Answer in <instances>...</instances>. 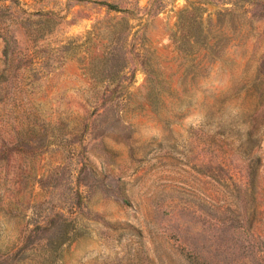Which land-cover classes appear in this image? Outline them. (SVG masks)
<instances>
[{"label": "rangeland", "instance_id": "obj_1", "mask_svg": "<svg viewBox=\"0 0 264 264\" xmlns=\"http://www.w3.org/2000/svg\"><path fill=\"white\" fill-rule=\"evenodd\" d=\"M0 264H264V0H0Z\"/></svg>", "mask_w": 264, "mask_h": 264}, {"label": "trees", "instance_id": "obj_2", "mask_svg": "<svg viewBox=\"0 0 264 264\" xmlns=\"http://www.w3.org/2000/svg\"><path fill=\"white\" fill-rule=\"evenodd\" d=\"M84 1H89V2H92V1H96V0H84ZM101 3H106L105 1H100ZM106 4H108V3H106ZM6 45H7V43H6ZM7 47V46H6ZM7 49V48H6Z\"/></svg>", "mask_w": 264, "mask_h": 264}]
</instances>
